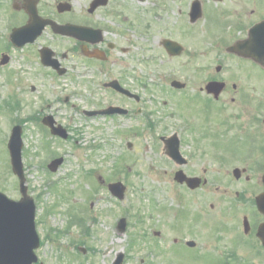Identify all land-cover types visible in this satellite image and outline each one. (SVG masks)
<instances>
[{"label":"rangeland","instance_id":"374dc122","mask_svg":"<svg viewBox=\"0 0 264 264\" xmlns=\"http://www.w3.org/2000/svg\"><path fill=\"white\" fill-rule=\"evenodd\" d=\"M124 1L130 0H110L108 8L130 14ZM142 1L135 3L143 4L138 5L136 11L131 8L132 25L129 23V26L121 28L116 24V33L110 31L109 36H106L125 46L126 54L116 51L114 62L101 69L98 67L100 72L96 75L91 76V70L86 67L90 62L81 60L77 55L68 56L65 61L68 75L59 77L49 76L51 70L41 69L34 56L30 52L26 54V50L16 51L8 46L5 51H0V55L4 52L10 57L7 65L0 66V106L14 93V86L15 108L19 106L12 113H0V192L13 200L20 198L18 179L11 172L6 146L14 124L12 120H15V125H20L22 129L21 158L26 187L36 206L35 225L40 242L43 243L36 251L38 262L112 264L117 254L122 253L123 264H185L187 262L177 263L178 258L188 259L191 253L203 251L211 252L217 258L219 255L228 256L227 259L233 264L236 260L238 264H264V252H258L252 247L248 255L242 252L240 256L231 257L234 251V240L231 237L220 235L222 239L217 242V224H206L203 219L195 222L199 221L196 220V210L206 211V215L210 216L198 214L209 223L215 217H220L233 200L234 191H240L232 189L230 198L226 200L221 186L226 177L217 173L218 169H240L251 161L260 160V157L251 158V152L243 148L242 159L229 156L225 158L224 165L220 164L218 159L228 155L225 151L234 156L238 154L239 143H234L233 140L240 141L236 134L241 132L235 126L241 124L240 121L235 120L231 123V129L225 132L224 113L221 117L217 116L215 112L220 109L212 103L207 110H212L215 119L210 117L209 122L201 124L202 106L197 100L194 103L187 101V106L195 112L186 113L190 118L187 125L170 117L173 111H177V100L185 99L186 94L194 97L195 91L191 89L199 90L201 78L209 73L215 74L216 50L207 43L210 32L217 29L214 20L216 12L205 5L202 18L195 28L183 26L177 17L178 30L174 31V18L178 14L170 12L173 5H163L165 0ZM68 2L74 9V14H80V10L85 13L91 0ZM150 5L155 6V9L151 11ZM68 18H71L70 15ZM9 33L7 20L0 14V46L6 44V41L8 43ZM163 38L180 43L184 47V54L169 57L160 45ZM47 41L56 43L58 50L72 48L69 42L62 39L55 42L47 37ZM231 65V75L220 72L219 76L228 79L237 88L247 90L245 93H248V89H254V92L249 91L254 101L251 106L259 102L260 106L263 105L261 109H264V72L255 69L259 79L252 80L251 76L243 75L245 70L242 63L232 61ZM105 68H109L106 76ZM204 68L206 69L203 70ZM118 76H125L127 87L132 91L135 89L142 97L140 105L128 104L132 111L140 108L143 112L152 114L151 120L159 121L155 111L159 110L168 118L153 128L141 120V116L131 120L105 119L104 116L84 120L80 111L84 102L80 100V96L84 93L87 97L94 90L85 91L77 82L81 81L83 85V81L89 85L94 84V89L98 83V100L103 104L111 94L103 90L101 84ZM161 76L167 78L168 84L172 79L181 82L190 79L189 86L180 91V94L166 85V93L160 92L158 95L152 82L155 83ZM144 84L147 88H144ZM31 86L35 88L34 92H31ZM201 94L206 95L205 92ZM96 98L95 95V101ZM235 98L234 103L229 101L226 104V114L235 113L233 105L242 106L238 95ZM90 106L88 102V108ZM8 107H14L13 98L7 105H2L0 110L5 111ZM48 114L67 128L69 140L50 136L40 126V121H25L28 117L41 118ZM244 118L243 131H246L247 115ZM22 119L24 122L18 123ZM189 128L195 132L190 133ZM249 129L253 130L251 127ZM172 133H176L181 139L180 150L183 154L191 155L186 169H197L203 174L202 170L206 168V174L201 177L209 176L211 185L209 183L207 188L193 193L188 191L187 195L183 193L186 188L173 181L172 171L176 167L165 157L163 143L160 141V137H169ZM262 148L264 154V145ZM54 158H62V162L57 164L56 169L51 167L50 170L48 164ZM254 169L257 171L255 166ZM113 182H120L125 186L122 199H117L108 192L107 184ZM209 187L210 190L207 191ZM242 188L243 185L240 189ZM211 205L213 209L210 208ZM181 210L186 212V218L181 217L180 213L174 215L175 211L178 213ZM75 216L82 221L76 223L78 220ZM120 218L126 220L124 232H119L116 228ZM83 222L85 229L79 226ZM68 224L70 226L67 232L58 236L57 232L65 230ZM200 229L203 233L198 231ZM187 240L193 241L195 247L188 248L185 243ZM241 245L249 249L247 243Z\"/></svg>","mask_w":264,"mask_h":264},{"label":"flooded vegetation","instance_id":"af4514ba","mask_svg":"<svg viewBox=\"0 0 264 264\" xmlns=\"http://www.w3.org/2000/svg\"><path fill=\"white\" fill-rule=\"evenodd\" d=\"M30 1V2H28ZM70 0H0V14H3V19L7 20L8 25H11V27H21L24 26L28 20H29V12H33V9L35 8L38 14V17L41 19H38L36 16L32 18V22L30 23L31 26L29 30H35V28L41 24L44 21H47V23H44L45 26L43 27L41 33L38 35V37L34 40V42L29 43L26 42L22 47H17L13 45L16 51H24L26 50V54L29 52L34 56V58L37 60L38 64L41 69H48L51 70L49 76H67L68 75V67L65 64V61H67L68 56L77 55L80 56L81 60L90 62L86 65L91 70V76L98 74L100 71L98 67L104 68L105 66L109 65L114 62V54L115 49L118 47L120 52L124 51L126 52L121 46H119V43H117L114 40H111L110 38L106 37L109 36L108 33L111 31L113 34H115V25L118 24L119 27L125 28L128 24V14L124 13L123 11L116 10V9H107L109 6V0H105L104 6H99L93 10L89 9V7L86 8L85 13L84 11L80 10V14H74V9L70 7L69 2ZM102 1V0H101ZM162 1V0H161ZM179 0H165L163 1V5L172 6L171 10L174 12H177L178 15L183 14V23L184 26L187 25L189 22V8L193 1H199L201 8L204 9L205 5H208L216 12L214 16V20L217 24V29L214 30L216 32L215 41H213L215 47L221 48L225 51L224 54H221L219 56V59L222 60V66L224 68V73H227V75H231L232 73H229V70L231 69V60H237L239 62H243L246 64L244 76H259L256 75V70L259 72H264V69H262L260 66L256 65L251 60L244 58L243 56H237L233 53H227L226 49L229 47H232L235 43H243L248 31L253 28L256 25H260L264 23V0H181L180 3H177ZM26 5L28 6V9H26ZM116 5V4H113ZM176 8V9H175ZM28 10V11H27ZM176 10V11H175ZM68 15H70L71 18H68ZM49 21L53 23V26L49 24ZM13 23V26H12ZM76 24V25H86L90 28H96L97 31L91 34L92 42L94 44L92 45H85V43L81 41H77L75 38H70L67 36H64L62 34L55 33L53 31V27L63 26L65 24ZM34 24V25H32ZM191 24H194L191 22ZM11 28V29H12ZM93 28V29H94ZM105 31V33L102 32ZM50 34V35H48ZM31 34H26L25 39L29 40ZM77 36L79 38H85L87 40H90V36L88 35L87 31L79 30L77 32ZM47 37L57 42L58 40H63L64 42H69L72 45V48L69 50L63 51L62 48L59 50L57 49L56 43L48 42ZM56 49H55V48ZM246 49L248 48H254L255 43L249 44L243 46ZM43 49H50L53 52V56L51 57V54L47 51H42ZM95 49H99L102 51L101 55H97L99 59L89 57L90 52H94ZM42 51V52H41ZM60 52V53H58ZM71 53L68 55V53ZM16 53V52H15ZM5 53H1V57ZM96 54V53H95ZM244 54V53H242ZM9 60L10 57L8 56ZM49 62V65H44L42 62ZM58 62V66L57 63ZM9 62V61H8ZM54 67H53V66ZM83 66V65H82ZM84 67V66H83ZM98 70L96 73L95 70ZM105 76L108 74L107 69L105 68ZM256 69V70H255ZM125 76H118V78H111V80L117 81L121 86H123L127 91L133 92L135 96H131L126 94L125 92L119 91L115 88H110L107 85V82H103L101 84V87L103 90L108 91L111 95L108 97V100H105L103 104L99 103L98 95L100 91V86L98 83H96V88L94 89V84H87L83 81L84 85L81 83V81L77 82V85L79 87H84L85 91L89 89V91H93L91 93H88L85 97L84 93L83 96H80V100L84 102L82 106H84L82 109H80L81 114L84 116V120H90L94 118H99L104 116L105 119H137L139 116H141V120L145 121L149 127L153 128L154 126L158 125L159 123L163 122L168 117L163 114L159 110H155L158 114L157 118L159 121L151 120L152 114L143 112L142 109L136 108V110L132 111V109L129 108V105H135L138 106L142 102V97L140 94L135 91H132L127 87V82L124 81ZM167 78L165 76L158 77L156 79L155 83L152 82V85L156 88L155 92L156 94L160 95L161 93H166V90L164 87L166 85H169L168 82H166ZM202 82L200 83L199 90L196 91V89H191L195 91L199 96L204 98L205 103H212L215 102L219 105H216L215 107L219 108L221 113H224V119L226 120V130L229 131V126L231 123H233L235 120L240 121L236 126V130L240 131L239 137L241 139H246L247 142H249V138H255L258 140V145L255 146L257 150H260L261 146L264 145V109H261L262 106H260V103L258 102L257 105L251 107V103L254 102L252 97L253 95L249 94L247 90H241L240 88H237L238 86L230 83L228 79H220L217 76L209 75L204 76L201 78ZM246 81H252L251 79H245ZM190 82V79H188L184 83V87L186 88V85ZM208 82H215V83H223L224 89L219 95L217 99H212L211 96L208 95H202L201 92L203 90V87L206 85L205 83ZM13 84V82L11 81ZM194 85V84H193ZM251 86H254V84H250ZM189 86V84L187 85ZM195 86V85H194ZM183 87V88H184ZM144 88H147V85L144 84ZM188 88V87H187ZM172 90V89H171ZM35 88L31 86V92H34ZM181 91H184L181 90ZM250 92H254V89L250 90ZM179 93H181L179 91ZM194 93V94H195ZM95 95H96V101H95ZM236 95H238L239 102L242 106L237 105L233 109H235V113H227L226 111V104L230 101L231 103H234L236 101ZM84 97V98H83ZM187 97V95H186ZM11 98L14 99V107L13 111H15V86H14V93H12L4 102L2 105H7L8 102L11 100ZM83 98V99H82ZM112 100V101H109ZM258 100L256 99V102ZM88 102H90V107L88 108ZM177 111H173L171 114V119H174L178 123H183L187 125L189 116H186V113H189V109L187 104L183 105V110H179V105L177 102ZM129 104V105H128ZM108 107H119L121 109H124L122 111H113L114 113L111 115H97L92 116L89 115V111L93 110H102L106 109ZM247 115L248 119L246 120L247 123V129L246 131H242V127L244 125L245 118L244 116ZM48 116L49 118L48 120ZM230 120H228V119ZM261 118V120H260ZM12 119H15L12 118ZM34 120L37 119L35 122L40 121V126L45 128L50 134L51 132L58 133L56 129H60L58 126L60 124L57 123V121L53 118L52 115H44L41 118H37L34 116ZM54 121V122H53ZM12 122L15 124V120H12ZM43 124V125H42ZM47 124V125H45ZM251 127L253 130L249 129ZM66 131L67 128L63 127ZM231 128V126H230ZM56 130V131H55ZM246 134V135H245ZM257 137H256V136ZM55 138H58L56 136H53ZM70 139V136L67 140ZM179 143L181 142V139L179 138ZM181 147V145H180ZM181 151V150H180ZM261 151V150H260ZM191 155H184L181 151V154H177L174 159L167 158L171 161L172 165L176 167V170L172 171V175L175 176L176 173L179 171H182L185 176L187 177H197L201 179V185L196 190H203L209 186V183L211 185L210 178L201 177V175L206 174V168H203L202 173L200 174L197 169H186L188 166ZM181 158L184 159L183 164H178L181 160ZM262 158L264 159V154L262 155ZM224 165V164H222ZM253 163L245 164V167L242 169L243 172H241L238 175V178H235L234 175L230 177V173H232V170L229 169H218L217 173H219L221 176L224 174V177H226V180L222 181V192L225 197V199H229L232 194V189H239L240 191H234L233 195L234 198L232 201L229 202V207L225 209V212L222 213L221 218H219L221 221L219 224H217V231L216 234L218 237L220 235H230L233 238H237L239 243L234 244V247L237 245L241 246V243H243L245 240L252 239L254 242V245L258 244L259 241L254 239V235L256 233V230L259 226V224L263 221L262 215L258 212L257 206L255 203V197L262 193L264 191V186L262 184V173L259 174L258 171H256L254 168H251ZM182 168H178V167ZM178 168V169H177ZM199 173V174H196ZM235 173V172H233ZM256 174V177H254ZM241 181L245 183H241ZM180 187L182 188H188L185 183H178ZM241 185H243V188L240 189ZM217 189V188H216ZM194 190V191H196ZM210 190L207 189V191ZM218 190V189H217ZM193 192V191H192ZM213 208V206H210ZM220 239L217 240L219 242ZM260 244V243H259ZM234 249V248H233ZM232 255V254H231ZM180 262H187L185 264H188V262H191V264H233L231 263L226 256L219 255L217 258L215 255H212L210 253H203L200 255H194L190 256L188 259H180ZM182 264V263H181ZM235 264H237V261H235Z\"/></svg>","mask_w":264,"mask_h":264},{"label":"water","instance_id":"95a60500","mask_svg":"<svg viewBox=\"0 0 264 264\" xmlns=\"http://www.w3.org/2000/svg\"><path fill=\"white\" fill-rule=\"evenodd\" d=\"M27 28L28 26L22 28L23 32L18 31L19 34H15L17 31H14L11 34V40L18 41L19 36L23 38ZM34 38L35 36L30 41ZM178 50L179 48L175 49V51ZM263 51L264 48H260L258 53L262 54ZM253 57L259 63H264V54L259 58L257 56ZM20 134V128L15 127L8 147L11 154L12 169L20 179L22 199L19 202H13L0 194V264H32L37 260L33 250L39 246V239L35 233L34 211L30 206L31 199L26 196L25 180L22 176L20 157L22 142ZM63 135L65 137V134ZM109 188L118 198L121 199L123 197L124 187L121 183L111 184ZM25 204L27 205V210L25 209ZM29 207L31 212H29ZM119 262L120 260L116 264H119Z\"/></svg>","mask_w":264,"mask_h":264},{"label":"bare ground","instance_id":"6f19581e","mask_svg":"<svg viewBox=\"0 0 264 264\" xmlns=\"http://www.w3.org/2000/svg\"><path fill=\"white\" fill-rule=\"evenodd\" d=\"M134 4V2H131V5Z\"/></svg>","mask_w":264,"mask_h":264}]
</instances>
